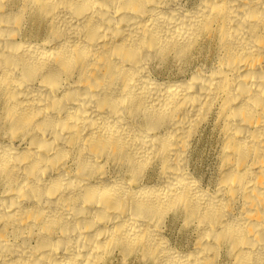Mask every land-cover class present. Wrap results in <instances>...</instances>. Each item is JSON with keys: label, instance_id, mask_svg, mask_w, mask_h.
Listing matches in <instances>:
<instances>
[{"label": "bare ground", "instance_id": "6f19581e", "mask_svg": "<svg viewBox=\"0 0 264 264\" xmlns=\"http://www.w3.org/2000/svg\"><path fill=\"white\" fill-rule=\"evenodd\" d=\"M0 264H264V0H0Z\"/></svg>", "mask_w": 264, "mask_h": 264}]
</instances>
